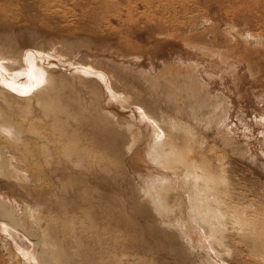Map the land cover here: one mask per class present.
I'll list each match as a JSON object with an SVG mask.
<instances>
[{"label":"rangeland","instance_id":"1","mask_svg":"<svg viewBox=\"0 0 264 264\" xmlns=\"http://www.w3.org/2000/svg\"><path fill=\"white\" fill-rule=\"evenodd\" d=\"M148 1L0 0V63L14 70L0 67V106L34 117L53 152L33 145L30 164L0 146V264H40L44 232L62 249L54 262L45 244V264H264V0ZM45 68L46 109L3 90L23 96L11 72L28 86ZM62 106L68 122L45 116ZM158 137L167 159L151 157ZM206 183L225 213L213 232Z\"/></svg>","mask_w":264,"mask_h":264},{"label":"bare ground","instance_id":"2","mask_svg":"<svg viewBox=\"0 0 264 264\" xmlns=\"http://www.w3.org/2000/svg\"><path fill=\"white\" fill-rule=\"evenodd\" d=\"M177 0H169L166 2H164V0H152V1H148L149 3H154V5H156V7H163L162 10L166 7L168 8L166 5L169 4H174L176 3ZM182 1V0H181ZM130 2V1H129ZM178 2V1H177ZM189 2V1H187ZM167 3V4H166ZM129 4V3H128ZM196 4V3H195ZM198 4V3H197ZM246 5V4H245ZM119 6V5H118ZM138 6V5H137ZM125 7V6H124ZM123 7V8H124ZM129 7V6H128ZM127 7V8H128ZM155 7V8H156ZM178 9V7H177ZM176 9V10H177ZM161 10V11H162ZM167 10V9H166ZM164 12V11H163ZM144 13V12H143ZM157 14V13H156ZM129 16V15H128ZM130 17V16H129ZM148 17V16H146ZM158 17V16H156ZM144 20V18L142 19ZM166 23V21H165ZM231 34V33H230ZM246 39V38H245ZM246 42V41H245ZM25 58H27V62L30 64V63H33V59H34V56L32 53H30V55H26L24 56ZM3 58V57H2ZM1 59V58H0ZM0 67H3L4 70L6 71H14L12 68H9L5 63L4 61L0 63ZM46 69V68H45ZM39 72L33 70L32 71V77L35 76V78L33 79V82L31 84H29L27 86V84H25V82H23L22 80H18V76H14L13 73L11 72V76H12V79H11V84L14 85L16 88H19L21 89L25 94L23 96H20V95H15L13 94L12 92H10L8 89H6L5 87H3V90L6 91V93L8 92L11 96L15 97L16 99L17 98H22V99H26L25 101L27 102L28 100L31 102V98L33 96H36L37 99H39L38 102L41 103V106L43 107V109L45 108L46 109V106H49L50 103H52L53 101H48V96L51 94V92L53 91L54 87H55V80H54V77L52 75V73L47 69H46V72L47 73H44L43 70L41 69H38ZM31 80V77L28 79V81ZM35 85V86H34ZM30 91L31 90L33 91L32 93L30 94H26L27 91ZM56 93V92H55ZM3 99V98H2ZM9 107V106H8ZM28 107H29V104H28ZM27 107V108H28ZM29 109V108H28ZM140 110L142 111V113L144 114L143 117H146L148 118V116L146 115L145 113V110H142L140 108ZM66 108L64 106H62L61 108H59V110H56L55 112L51 113L50 112L45 114L46 117L48 118H52L56 121H69L68 119H62L61 118V114H65V115H69V113H66ZM8 112V111H7ZM7 112L4 110L3 107L0 106V129H2L0 131V146L3 147L5 146L9 151H10V154L12 153V157H15V159H20L21 161V158H24V161L30 163V164H37V163H40L41 161V158H40V155L37 151L38 147H41L43 145L44 147V150L48 153L46 154V158L48 159V157L50 155H53V152L52 151H49L50 148L48 147L47 148V145H45L44 142H39L42 140V138H44V129L41 130L40 127L39 128H34V127H37L38 125L34 124L32 125V121L34 117H29L28 119V122H20V121H15V118L12 116V114H7ZM69 117V116H67ZM27 118V117H26ZM41 119V118H40ZM25 120V119H24ZM154 121V120H153ZM41 122V121H40ZM73 123V122H72ZM40 124V123H39ZM28 126H31L30 129H27ZM43 126V125H41ZM44 127V126H43ZM64 127V126H63ZM51 128V127H50ZM53 129V128H52ZM2 131H5L7 133V137L2 133ZM32 134L31 137L29 135V137L26 139V134H28V132H30ZM119 134V133H118ZM25 135V137H24ZM55 135V134H54ZM179 137V136H178ZM4 138H10L11 141L9 140H4ZM160 137H158L159 139ZM185 138V137H183ZM40 139V140H39ZM45 140V139H44ZM160 141H157V143L152 146L151 148V157H153L154 159L156 160H162V159H167L169 158V156H171L173 153H174V150L170 149L166 152H164L160 147V142H161V139H159ZM185 141V140H184ZM28 143V144H31V147H33V145H36L38 146L37 148L36 147H33V149L29 150L28 149V154H22L21 152V146L18 144V143ZM185 143V142H184ZM78 144V143H77ZM183 144V143H182ZM194 144V143H193ZM24 146V144H23ZM174 146V145H173ZM176 146V144H175ZM178 146V145H177ZM184 146V145H183ZM195 146V145H194ZM162 147V146H161ZM28 148V147H26ZM61 148V147H60ZM67 148V146H66ZM185 148V147H184ZM184 148L182 150H184ZM27 151V150H26ZM69 151V150H68ZM198 152V151H197ZM186 153V152H185ZM1 154V153H0ZM201 154V153H200ZM199 154V155H200ZM10 156V155H9ZM71 156V155H70ZM96 156V155H95ZM193 156V155H192ZM191 156V157H192ZM4 157V156H3ZM195 157V156H194ZM2 158V157H0ZM9 157L5 155V158L6 159V162ZM190 158V157H189ZM183 160V159H182ZM60 161H62V159H60ZM59 161V162H60ZM5 162V160H4ZM2 161H0V170L2 169V163H4ZM13 162V161H11ZM157 162V161H156ZM8 163V162H7ZM6 163V165H7ZM25 164V163H24ZM26 165V164H25ZM24 165V166H25ZM17 167V166H16ZM201 167V166H200ZM56 169V168H55ZM195 169V168H194ZM4 170V168H3ZM15 170V169H14ZM18 170V169H16ZM15 170V171H16ZM13 171V172H15ZM2 171H0L1 173ZM16 173L18 174V171H16ZM22 173V172H21ZM22 175V174H21ZM19 175V176H21ZM193 175L197 178H206V172L203 171V173L199 174V173H193ZM22 177V176H21ZM208 177H210L208 175ZM20 178V177H19ZM23 178V177H22ZM211 178V177H210ZM207 182V181H206ZM153 185V184H152ZM158 188V187H157ZM207 190H210V188L208 187V184H204V185H201L200 187H198L196 189V193L198 194V196L200 197L199 201L200 203H203L204 205V210L203 212H205V215L206 216H210L211 217V220H209V226H211V229H212V232L215 231V230H221L220 227L222 228L221 226V223H222V220L220 219L221 216L225 217V213H223V211H221V209L219 208V206H214L212 202V199L214 201H216L217 203H221L220 202V199L218 197H216V193H214L213 197H209L207 194ZM158 195V194H157ZM163 198V197H162ZM161 199V198H160ZM158 203V201H157ZM228 206V209H230L232 211V215L233 217L235 218L236 221H241L243 217H241V215H243L244 211H239V207L234 205V204H231V202H229L227 204ZM257 222H259V219H256L255 220V223L257 224ZM259 224V223H258ZM243 225V224H242ZM245 226V225H243ZM239 227V226H238ZM260 226L259 225H255L254 223L252 224L251 227L247 228L244 232V236L247 240H253L255 245H260V243H262L263 241L261 240V233L260 232H257V229L259 228ZM83 230V228L81 229ZM79 231V232H76L74 234L75 237H79L80 239V233L82 231ZM232 231V230H231ZM47 234L46 232H44V236H43V239L41 241L39 240H31L32 243H37V247L39 245V248L40 250L38 251L37 255L36 256V259L40 262V264H45L46 261L43 260V256L45 255L44 252L42 250L46 249L47 246H45V244H47L48 246H50V248H52V252H53V261L54 262H58L59 260V257L61 255V251L62 249L61 248H58V246H56L54 240L55 238L52 236V235H49ZM32 239V237H31ZM30 240V239H29ZM101 241L103 242L104 245H107L106 247H104L103 249H108V252L109 253H113V250H114V245L112 246L113 247V250L111 249L110 245L106 244L108 243V240L104 239V238H101ZM258 245V246H259ZM109 246V247H108ZM116 246V245H115ZM43 249H42V248ZM257 249V248H256ZM92 251V250H91ZM105 252V251H104ZM45 257V256H44ZM115 258H113V261L115 262ZM38 262V263H39Z\"/></svg>","mask_w":264,"mask_h":264}]
</instances>
